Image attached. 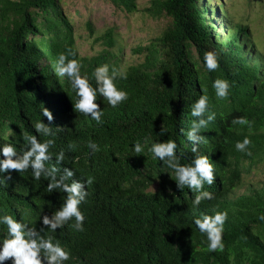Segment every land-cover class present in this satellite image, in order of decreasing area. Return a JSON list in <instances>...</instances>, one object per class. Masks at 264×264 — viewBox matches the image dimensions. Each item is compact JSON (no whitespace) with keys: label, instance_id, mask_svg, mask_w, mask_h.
Wrapping results in <instances>:
<instances>
[{"label":"trees","instance_id":"16d2710c","mask_svg":"<svg viewBox=\"0 0 264 264\" xmlns=\"http://www.w3.org/2000/svg\"><path fill=\"white\" fill-rule=\"evenodd\" d=\"M57 2L0 0V144L9 140L23 147L26 132L37 134L35 121L48 123L42 116L46 107L53 113V135L39 134L40 139L55 141L46 163L55 164V154L63 149L61 169L71 167L76 173L72 179L93 178L80 205L84 230L69 227L73 218L53 233L72 253L66 264H264V221L258 218L264 212V188L227 199L252 165L264 159V71L245 55V29L219 30L204 0H150L145 14L168 17L170 24L147 45L136 47L133 54L142 60L123 69L108 51L114 46L111 30L102 38L107 50L78 55L73 25ZM109 2L127 13L138 10L135 0ZM69 50L93 84L92 72L100 64L127 72V79L116 81L128 92L126 100L113 107L98 94L100 123L75 108L76 93L68 78L54 71L58 54ZM206 51L217 53V69L205 67ZM217 78L229 80L227 97L216 95ZM201 94L209 96L216 118L201 129L207 142L199 145V152L211 158L216 179L204 185L214 199L197 208L192 205L196 193L187 186L178 188L172 170L147 148L136 153L132 146L144 137L174 139L180 162H190L195 154L187 130L196 119L191 105ZM242 116L251 126L233 123ZM244 136L252 140L251 155L235 147ZM90 140L98 150L89 147ZM9 171L8 186H0V214L39 227L41 214L55 212L66 193L49 191L48 178L35 179L31 169ZM154 183L156 190L150 191ZM223 210L228 211L225 247L210 252L194 217ZM6 235L0 224V237ZM4 264H12L11 259Z\"/></svg>","mask_w":264,"mask_h":264},{"label":"clouds","instance_id":"9594fccd","mask_svg":"<svg viewBox=\"0 0 264 264\" xmlns=\"http://www.w3.org/2000/svg\"><path fill=\"white\" fill-rule=\"evenodd\" d=\"M72 51L60 52L55 61L54 71L59 76H66L71 88L76 93L75 108L90 119L102 122L103 108L97 102L98 94L106 98L107 102L115 107L128 98V92L117 85V78L127 79V72L122 71L108 63L96 66L92 72V83L89 74L82 71V62L75 58ZM72 57V58H70ZM203 62L208 70L219 67L218 55L215 51H206ZM216 95L227 97L229 95L230 83L226 78H217L213 81ZM191 115L196 119L191 122V127L187 130V140L191 142V151L195 155L188 163H181L177 155L178 145L174 139L165 141L150 140L144 137L143 141L137 140L132 146L136 153H142L147 148L155 158H158L172 170L175 177L176 186L183 188L187 186L195 196L192 200L193 207H199L202 201L214 199L213 192L205 189L204 185H212L215 182L214 164L206 154L199 152V145L206 143V137L201 135V129L206 128L209 122L216 118V113L211 110L209 96L201 94L191 105ZM42 116L47 118L48 123L43 119L35 121L33 128L35 133L26 132L23 147L17 148L16 143L5 142L0 144V186L7 187L12 178L9 170L25 172L31 169L32 176L39 180L42 176L48 178L47 188L49 191L61 189L66 193L61 206L55 212L41 214V225L29 224L22 218L8 213L0 214V224L7 228V235L0 237V264L11 259L12 264H66L72 257L68 250L53 233L62 228L69 221V227L77 231L84 230L86 219L80 205L88 196L86 184L92 183V177L87 179H72L76 173L68 166L59 167L65 162V152L60 150L56 153V163L49 165L47 161L52 159L53 153L50 147L55 143L51 138L41 140L40 135L51 137L53 135L52 121L53 113L44 107ZM233 123L241 125L251 121L247 117H237ZM184 132L182 128L180 130ZM252 143L249 136H244L242 140L235 142L237 150L251 155L248 147ZM88 145L93 150H98L95 141H88ZM74 147V145H70ZM7 173V175H3ZM228 218V211H215L213 214L201 213L194 217V224L197 229L205 234L208 251L214 252L223 250L225 247L223 234L224 224ZM264 221V212L259 217Z\"/></svg>","mask_w":264,"mask_h":264},{"label":"rangeland","instance_id":"374dc122","mask_svg":"<svg viewBox=\"0 0 264 264\" xmlns=\"http://www.w3.org/2000/svg\"><path fill=\"white\" fill-rule=\"evenodd\" d=\"M135 2L138 10L132 13L115 8L109 0H58L57 3L73 25L75 48L80 57L107 50L102 38L111 30L114 46L108 51L126 69L142 60V56L133 54L136 47L147 45L170 24L168 17L152 18L145 14L150 0ZM204 3L219 30L235 33L239 28L245 29L247 36L242 38L245 55L264 71V0H204ZM240 185L227 199L264 188V159L252 165L250 173L242 176ZM149 190L155 191L156 183Z\"/></svg>","mask_w":264,"mask_h":264}]
</instances>
